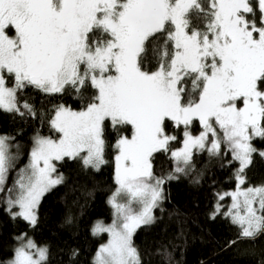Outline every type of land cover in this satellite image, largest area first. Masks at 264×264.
Masks as SVG:
<instances>
[{
    "label": "snow or ice",
    "instance_id": "1",
    "mask_svg": "<svg viewBox=\"0 0 264 264\" xmlns=\"http://www.w3.org/2000/svg\"><path fill=\"white\" fill-rule=\"evenodd\" d=\"M149 53L154 70L145 67ZM86 84L91 97L81 92ZM28 87L76 92L83 106L56 107L50 126L59 136L35 138L9 211L18 208L15 215L35 225L41 197L63 181L53 178L52 161L79 157L98 169L106 127L127 130L114 145L115 219L93 228L109 237L94 264H142L133 235L153 222L163 199L151 159L176 139L169 122L184 125L183 147L171 152L176 172L181 162L190 166L194 148L205 150L210 133L207 150L218 154L225 143L243 173L256 151L252 139L264 138V0H0V109L19 112L17 93ZM193 120L204 128L198 137L188 130ZM7 140L0 137V191L11 166ZM231 195L241 235L264 232V186ZM20 239L8 264H45L47 247Z\"/></svg>",
    "mask_w": 264,
    "mask_h": 264
},
{
    "label": "trees",
    "instance_id": "2",
    "mask_svg": "<svg viewBox=\"0 0 264 264\" xmlns=\"http://www.w3.org/2000/svg\"><path fill=\"white\" fill-rule=\"evenodd\" d=\"M256 20L259 25L258 12ZM193 23L199 21L194 19ZM155 63L149 53L145 67L154 70ZM81 92L91 97L95 89L86 84ZM17 102L19 112L0 109V135L7 136L21 156V163L12 172L28 164L37 136L58 138L59 134L50 126L58 105L77 111L83 106L76 92L45 94L32 87L20 90ZM24 104L32 108V113ZM188 130L198 134L201 126L194 121ZM166 131L176 139L170 141L167 152H157L151 159L153 175L164 179V199L155 210L154 222L142 226L133 235L142 264H264V232L246 238L229 217L224 213L216 214L219 195L237 186L239 164L233 154L195 151L190 166L179 164L184 171L176 172L177 163L171 152L182 147L184 127L169 122ZM120 135L130 133L106 127V162L98 169L85 166L79 157L57 163L56 172L64 180L42 198L35 225L11 215V211L18 209H8L10 182L3 188L0 193V264H8L22 235L47 247L45 264H94L97 250L108 241L107 234H93L94 225L97 221L110 223L113 219L109 198L117 187L114 145ZM252 144L257 151L244 177L246 185L259 186L264 184V158L259 153L264 149V138L253 140Z\"/></svg>",
    "mask_w": 264,
    "mask_h": 264
},
{
    "label": "rangeland",
    "instance_id": "3",
    "mask_svg": "<svg viewBox=\"0 0 264 264\" xmlns=\"http://www.w3.org/2000/svg\"><path fill=\"white\" fill-rule=\"evenodd\" d=\"M3 110V109H2ZM5 111V110H4ZM7 112H10V111H7ZM194 121H197V120H193L192 121V123L194 122ZM199 122V121H198ZM192 123L190 124V125H188V127L189 126H191L192 125ZM200 124V123H199ZM180 126H183L184 127V125H180ZM200 126H201V131L198 133V134H193L191 131H189L190 132V134L193 136V137H198V136H200L201 135V133H203L204 132V128H203V126L200 124ZM218 134H219V130H218ZM0 137H7V136H3V135H0ZM257 138H260V137H255L254 139H252V141H251V144H252V142H253V140H255V139H257ZM213 139H215L210 133L208 134V136H207V138H206V148H205V150H199V149H193L192 150V156H193V154H194V152L195 151H206V152H208L209 154H211L208 150H207V148L208 147H210V142L213 140ZM6 143L9 145V154H10V157H11V160H10V164H11V166L9 167V169H8V171H7V173H6V179H5V183H4V185H3V188L6 186V185H8L9 184V182H10V185L8 186L9 188H11V198H15V196H16V194H17V185H16V181H17V179L20 177V175L22 174V171L29 165V163H30V159H31V157H30V155H29V161H28V164L27 165H24V166H19L18 168H17V170L15 169L13 172H14V174H13V172H12V169H14V168H16L20 163H21V156H20V154L18 153V149H17V147H15L14 145H12L11 144V142H10V139L8 138V140L6 141ZM182 147H183V145H182ZM182 147L181 148H179V149H182ZM252 147L254 148V146H253V144H252ZM179 149H177V150H179ZM176 151V150H175ZM222 151H224V152H231L228 148H227V145L225 144V143H221V147H220V151H219V153L220 152H222ZM257 151V150H256ZM261 152H264V149L263 150H260L259 151V153H261ZM232 153V152H231ZM233 154V153H232ZM81 155H84L83 153H81ZM253 155V154H252ZM263 158H264V156H262ZM65 158H68V157H65ZM64 158V159H65ZM252 158V157H251ZM70 159V158H69ZM173 159L175 160V158L173 157ZM191 159H192V157H191ZM62 160H60V161H52V163H53V165L55 166V169H56V167H57V163H59V162H61ZM175 162L177 163V161L175 160ZM238 162V164H239V168H238V170H237V172H236V181H237V186H236V188L234 189V190H231V191H225V192H223L222 194H220L219 195V204H217V206H216V214H220V213H224V215L225 216H227V217H229L230 218V220L232 221V217L229 215V213L230 212H232V211H234L233 209H232V204H233V199H232V193H235V192H237L238 190H243V189H246V188H248V187H260V186H264V184H262V185H259V186H248V185H246V180H245V177H244V171H245V169L249 166H247L246 168H244V170H243V173H239V169H240V163H239V161H237ZM151 163H152V161H151ZM102 165V164H101ZM101 165L99 166V168L101 167ZM180 165H184L182 162L180 163ZM97 169V168H96ZM152 172H153V165H152ZM10 174H12L13 175V177H12V183H11V178H10V176H12V175H10ZM238 174L239 175H242L243 176V178H244V181H245V183L243 184V185H240L239 184V182H238ZM52 176H53V178H55V177H57V176H61V175H59L56 171L55 172H53L52 173ZM63 180H64V178H63ZM63 182V181H62ZM61 184V183H60ZM60 184H58V185H55V186H53L52 188H50V190L49 191H47L46 193H44V195L41 197V199H40V201H39V204H40V202H41V200H42V198L47 194V193H49L50 191H52L54 188H56L57 186H59ZM117 184V183H116ZM118 184H117V187H116V190L114 191V193L111 195V197L109 198V205H110V207H111V209H112V214H113V219H112V221L110 222V223H106V222H103V221H97L96 222V224L99 222V223H103L104 225H110L113 221H114V219H115V210H114V208L112 207V204L110 203V200H111V198L113 197V195L117 192V189H118ZM0 193H1V191H0ZM162 196H163V199H164V188H163V185H162ZM221 197H223V198H221ZM119 199V198H118ZM163 199L161 200V201H159V206L158 207H156V208H154L153 209V217H154V219H155V210L156 209H158L159 207H160V205H161V203H162V201H163ZM39 204H38V206H39ZM38 206H37V208H36V217H37V209H38ZM133 207L134 208H138L139 206L138 205H133ZM254 207H258V205H254ZM9 209V208H8ZM18 209V208H17ZM19 211V209L15 212L14 210L13 211H11V215L13 216V217H19V216H17V215H15V213H17ZM28 222V221H27ZM153 222H154V220H153ZM152 222V223H153ZM29 223V222H28ZM152 223H150V224H152ZM95 224V225H96ZM150 224H147V225H150ZM94 225V226H95ZM147 225H142V226H147ZM237 225V224H236ZM142 226H140L139 228H141ZM239 226V225H238ZM240 227V226H239ZM138 228V229H139ZM137 229V230H138ZM136 230V231H137ZM135 231V232H136ZM259 233V232H258ZM257 233V234H258ZM101 234H107V233H100V234H95V235H101ZM256 234V235H257ZM108 235V234H107ZM21 237H23L25 240L26 239H30V240H32L31 238H28L26 235H22V236H20L19 238H18V240H19V245L17 246V247H19L20 246V244L22 243V242H24L22 239H20ZM109 238V237H108ZM33 241V240H32ZM34 242V241H33ZM35 243V242H34ZM107 243V242H106ZM36 244V243H35ZM37 245V244H36ZM38 247H45V246H39V245H37ZM16 247V248H17ZM15 252V251H14ZM13 257H14V255L12 256V258L10 259V260H12L13 259ZM9 260V261H10ZM8 261V262H9Z\"/></svg>",
    "mask_w": 264,
    "mask_h": 264
}]
</instances>
